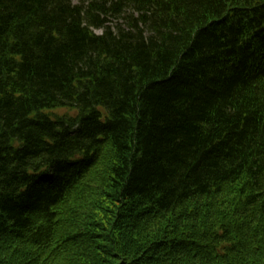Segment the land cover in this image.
Instances as JSON below:
<instances>
[{
  "label": "trees",
  "instance_id": "16d2710c",
  "mask_svg": "<svg viewBox=\"0 0 264 264\" xmlns=\"http://www.w3.org/2000/svg\"><path fill=\"white\" fill-rule=\"evenodd\" d=\"M0 264H264V0H0Z\"/></svg>",
  "mask_w": 264,
  "mask_h": 264
},
{
  "label": "rangeland",
  "instance_id": "374dc122",
  "mask_svg": "<svg viewBox=\"0 0 264 264\" xmlns=\"http://www.w3.org/2000/svg\"><path fill=\"white\" fill-rule=\"evenodd\" d=\"M73 2H75V0H72ZM56 114H59V115H65V114H68V115H73L74 112L72 110H69V109H63V110H57L55 111Z\"/></svg>",
  "mask_w": 264,
  "mask_h": 264
}]
</instances>
